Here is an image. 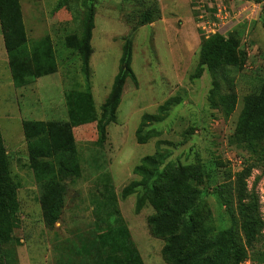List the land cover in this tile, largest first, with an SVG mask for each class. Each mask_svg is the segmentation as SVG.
<instances>
[{
  "label": "rangeland",
  "instance_id": "374dc122",
  "mask_svg": "<svg viewBox=\"0 0 264 264\" xmlns=\"http://www.w3.org/2000/svg\"><path fill=\"white\" fill-rule=\"evenodd\" d=\"M153 1L160 17L139 24ZM218 3L241 11L239 20L219 27L239 33L240 60L225 69L218 90L211 93L213 78L207 68L194 76L202 38L196 20L200 8L212 15ZM19 4L27 44L48 37L57 70L15 87L0 27V127L18 202V226L13 229L18 241L8 262L168 264L162 254L167 239L152 233L150 219L156 209L143 187L121 194L125 185L143 178L135 171L143 157L161 153L162 181L176 170L183 182L199 189L200 213L194 220L201 236L195 235L192 245L230 229L236 243L246 247L240 264H264V143L253 149L236 135L244 96L264 83V0H19ZM88 6L93 9L92 51L84 71L80 55L65 40L81 36ZM127 41L135 78L124 79L114 117L100 119ZM69 91L91 93L93 111L71 126L75 170L62 177L55 173L63 186V205L49 227L43 221L41 200L51 168L37 172L32 167L22 122H70ZM228 92L235 94L230 112L219 100ZM145 114L158 118L144 120ZM242 182L245 201H256L261 222L260 233L248 246L237 198Z\"/></svg>",
  "mask_w": 264,
  "mask_h": 264
},
{
  "label": "trees",
  "instance_id": "16d2710c",
  "mask_svg": "<svg viewBox=\"0 0 264 264\" xmlns=\"http://www.w3.org/2000/svg\"><path fill=\"white\" fill-rule=\"evenodd\" d=\"M253 1L261 2L262 0ZM85 17L81 36H67L65 45L78 52L84 71H88L93 27V9L89 6L86 7ZM159 17L160 8L153 1L151 6L144 9L138 23L148 24ZM22 18L19 0H0V27L12 83L15 87L24 86L35 78L52 74L57 70V61L53 55L50 39L45 37L29 46ZM233 30L228 28L221 31L220 29L209 37L202 35L200 40L198 65L194 76H200L203 68H207L213 78L211 93L218 90L219 80L223 78L225 69L239 64V33ZM130 60V42L127 41L123 46L119 72L115 76L112 91L101 106L100 119L114 117L124 79L128 76L135 78L130 67ZM90 95L88 91H69L66 94L70 122L53 120H23L22 122L32 167L37 172L44 170L45 166L51 168V175L45 178L43 184L45 194L41 200L43 221L49 227L53 226L57 220L63 205L61 193L63 186L56 180L55 173L62 177L75 170L71 126L79 124L81 117L91 115L88 114L93 111ZM219 100L227 112L233 110L235 105L233 92L220 94ZM143 118L157 120L158 117L145 114ZM236 135L240 141L253 149L263 147L264 83L257 92L244 96L236 125ZM162 158L161 153L144 156L142 163L135 167V171L143 178L125 185L121 189V194L127 196L136 187H143L146 196L156 209L150 219L152 233L167 239L162 247V254L167 263L240 264L246 258V247L236 243L230 229L218 231L210 241L192 245L194 236H201L198 223L194 220L200 213L196 209L199 189L188 182H183L182 175L176 170L171 172L172 175L166 182L162 181L161 176L164 174L158 171V163ZM55 165L58 166L57 169ZM237 198L244 243L248 246L260 233L261 222L257 203L254 200L245 201L243 182L238 187ZM141 202L142 199H139L137 207L141 206ZM17 209L16 186L9 173V161L0 127V264H10L9 256L11 253L14 254V243L18 241L13 234V229L18 226ZM208 251L212 252L208 254Z\"/></svg>",
  "mask_w": 264,
  "mask_h": 264
},
{
  "label": "built area",
  "instance_id": "2783aa9c",
  "mask_svg": "<svg viewBox=\"0 0 264 264\" xmlns=\"http://www.w3.org/2000/svg\"><path fill=\"white\" fill-rule=\"evenodd\" d=\"M255 4L258 3H254V5ZM214 9L215 12H213V16L209 14L205 7L202 9L200 8L198 11L196 26L204 37H209L218 32L221 29L219 28L220 26H223L232 20H239L238 17L241 13L240 9L232 11L228 5H224L223 3L214 5Z\"/></svg>",
  "mask_w": 264,
  "mask_h": 264
},
{
  "label": "crops",
  "instance_id": "0c3cea01",
  "mask_svg": "<svg viewBox=\"0 0 264 264\" xmlns=\"http://www.w3.org/2000/svg\"><path fill=\"white\" fill-rule=\"evenodd\" d=\"M6 55H7V53H6ZM7 60V59H6ZM10 71V70H9ZM11 74V73H10Z\"/></svg>",
  "mask_w": 264,
  "mask_h": 264
}]
</instances>
